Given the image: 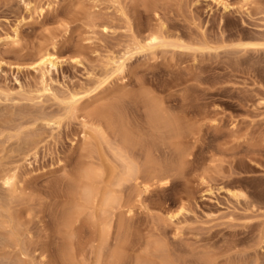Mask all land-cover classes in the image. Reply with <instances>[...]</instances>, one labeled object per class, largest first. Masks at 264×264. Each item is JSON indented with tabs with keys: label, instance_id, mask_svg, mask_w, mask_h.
Returning <instances> with one entry per match:
<instances>
[{
	"label": "rangeland",
	"instance_id": "rangeland-1",
	"mask_svg": "<svg viewBox=\"0 0 264 264\" xmlns=\"http://www.w3.org/2000/svg\"><path fill=\"white\" fill-rule=\"evenodd\" d=\"M220 4L0 0V156L16 171V210L36 264H264V0ZM157 31L168 46L125 54ZM43 48L58 57L44 77L31 60ZM119 58L125 72L96 86ZM82 91L78 112L65 114L61 101ZM147 97L160 102L166 130L148 124ZM119 104L126 116L119 127L116 118L107 125L91 115ZM29 108L63 113L57 125L34 123L33 149L17 151L4 118ZM97 125L114 145L129 135L144 167L140 184L124 187L105 244L89 215L66 229L77 168ZM155 171L161 180L148 178ZM70 245L73 262L65 256Z\"/></svg>",
	"mask_w": 264,
	"mask_h": 264
},
{
	"label": "bare ground",
	"instance_id": "bare-ground-1",
	"mask_svg": "<svg viewBox=\"0 0 264 264\" xmlns=\"http://www.w3.org/2000/svg\"><path fill=\"white\" fill-rule=\"evenodd\" d=\"M212 1L214 3H217V4L221 3V0H212ZM38 13L39 14L42 13V8H40L38 10ZM140 42L134 41L132 43L131 47H127L125 54L126 55L129 54V52L131 50L143 51V50H145V48L154 49L155 47H158V46L159 47L160 46L166 47L170 44L169 42H167L165 40V37H163V34H161L159 32L149 35L147 37L146 41L144 40L143 44ZM173 44H175V42ZM254 44H246L243 46L247 47V46L254 45ZM239 45H242V43ZM180 46H181V44H180ZM257 46L258 45H256V47ZM239 48H240V46H239ZM52 51L53 50H50V48L40 49V51H38L36 53V55L31 59L33 67H35L37 70H39L40 71L39 73L42 74L40 76H43L44 72L47 73L48 67H50V69L48 70V71H50L52 66H55L56 64H58V62H57L58 57L55 56V54L53 53L54 51L53 52ZM248 51H250V50H248ZM140 52H137V53H140ZM124 58L127 59V57H124ZM124 58L123 59H120V58L119 59H112L111 61H109L111 63V66H110L109 72H108L109 76L104 75L105 78L102 77L103 79H101V80L99 78V80L96 82L97 83L96 86L101 85L102 83L106 82L107 79L111 75H113V76L117 75L118 76V75L123 74L125 72V68H126L125 61H127ZM43 77H42V79H44ZM120 77H122V76H120ZM43 82H46V81L43 80ZM42 84H45V83H42ZM46 86H48V85L46 84ZM45 89L49 90V88H45ZM82 92L83 93H79V92L75 93V94H73L74 92L70 93L71 95L69 94L70 95V97L68 96L69 98H67V99L65 98L64 100L61 101V105L63 104L62 105L63 106V112L65 114L67 113L70 115L71 114L74 115L76 111L78 112V101L83 98L82 94H84V91H82ZM49 95H53V94L49 93ZM147 95H149V94H147ZM144 97H146V96L143 94V101H145ZM10 98H12V97H8V99H10ZM7 101H9V100H7ZM159 103H157L153 98L147 97L145 104L147 105V121L149 119L148 124L150 123L149 125L151 128L154 126L157 127L159 132H160L161 129H163V130L167 129V128L166 129H164V128L167 126L165 121H166V117H168V116L165 115V113L163 112V108L161 107V105ZM24 108H26V107H24ZM122 109H123V107L119 104V105H111L110 108L109 109L107 108L106 110H103V109L99 110V111L93 110L94 112L91 113V111H90V113L92 116L95 115L97 118L100 117L101 119L105 118V119L110 120V121L106 122L107 125H109L110 122L113 123L112 119L116 118L117 121L115 119H114V121L117 122L116 126H118L120 122H121V124L123 123V120L125 122L124 118L126 116L122 115V114H124ZM16 110L18 112L19 109H16ZM33 110H31L28 113H25L26 111L18 112V113L14 112V113L18 114V115L15 114V116L17 115L18 118L13 117L15 119L12 118V116H14L13 115L14 113L11 112L10 116L8 114V116L6 118H4V125L6 124L7 128L5 126L4 127H5V129H8L7 132H5V130H4V133H6V135H4V136H5L7 141L11 140L12 138L15 139V141L17 142V143L15 142L16 143L15 144L16 145L15 150H17V151L22 150V149H25V150L28 149V152H29L30 149H33L32 147L34 146L35 142H37L36 139H37V136H38L37 133L39 130V129L37 130L38 124H35L36 126H32L34 123H36L38 120H41V121H45L44 124H46V125L49 124L50 122H51L50 124L52 126H53V124L57 125L60 122V115L63 113L62 112L59 115H52L51 114V116H46L43 113L30 114ZM61 110H62V108H61ZM13 111H15V110L13 109ZM20 111H22V110H20ZM27 111H29V110H27ZM27 114H28V117H27ZM66 117H67V115H66ZM62 118H61V120H62ZM121 118H123V119L121 120ZM105 119H103V120L105 121ZM151 123L154 126H152ZM170 123H171V120H170ZM121 124H120V126H121ZM40 125H42V124H40ZM51 125H49V126H51ZM86 125H87V123L85 121L83 126H86ZM172 125H173V123H172ZM99 126L100 125H97V127L95 126L96 133H93L94 131H92L93 137L90 138L89 142H87L85 144L87 147H86V155H84V159L82 158L83 161L80 158L82 162L78 166L77 172H76V174L78 175V178L77 177L76 178L78 180L76 179L74 182V183L77 182V184H75V188L77 187V190H76L77 191V198H76V200L73 199V201L75 202V205L73 206L74 209H73V207L71 208L72 211L70 213H68L69 216L67 218V222L66 221L65 222H66V229H69L70 227H73L72 225L74 224V222L78 221L80 216H82V215L91 216L92 220L93 219L95 220V221L93 220L94 225H97V227H98L97 229L99 230V234H98L97 239H99V241L101 240V242L105 244V242L108 240V238L111 235V232L113 230V223H112L113 222L112 221L113 216H114L116 210L118 208H120V206H122V202L124 199V197H123L124 187H126V185L129 183L130 184L133 183L134 186L136 185L135 187H137V185L140 184L138 180L144 171L143 170L144 167H142V164L140 163L139 158L134 154L135 152H133V150H132L133 144H135V143L132 142L133 139L131 138L132 139L131 140L129 138V135L122 133V138H121L120 143L116 144L117 142H115L116 145H114L113 144L114 141H111V138H109V134L107 133V130L105 129V131H106L105 132L104 130H102L103 127L101 129ZM104 126H106V125H104ZM110 126H108V127H110ZM171 126L169 125V127H171ZM108 127H107V129H108ZM114 128H115V126H114ZM124 129H125V131L127 129V128H125V124L123 125V130ZM128 130H129L128 132L131 134V132H130L131 130L130 129H128ZM163 130H161V131H163ZM175 132L176 131L174 130V134H175ZM14 139H12V140H14ZM6 140H5V142H7ZM106 147L112 153L114 160H111L108 157V154L106 153V149H107ZM84 149H83V152H84ZM5 151L6 150H5V146H4L3 142H0V154L4 153ZM148 151L149 150L147 149V153H148ZM144 153H146V152H144ZM150 154H151V152H150ZM5 155H6V153H5ZM5 155L0 156V264H2L3 261L4 262L8 261L10 264H34V263L36 264V262L33 261L34 258H31L32 254L31 253H30L31 255L29 254V252H31V251L27 249V241L26 240L29 238L28 237L29 233L26 232V230H27L26 228H25L26 230L24 229L23 224L21 223L22 219H21L19 213L17 212L18 210H16L17 204H18L17 203L18 198L16 195L17 194L16 193V191H17L16 190L17 174H16V171L14 169L4 168L2 166L4 162H2L1 160H3L2 158ZM146 155H149V153ZM145 161H148V160L145 159ZM146 163L147 162H145V164H144L145 166H146ZM146 170L148 172V168H146ZM144 173H146V172H144ZM156 173L157 172L155 171V174L153 176L149 175L150 177H148V178H150V180H152V179H154V180L156 179L157 181L161 180L160 177L162 176L163 173L161 175L159 173H157V174ZM74 176H75V174H74ZM73 180H74V178H73ZM58 185H59V183H58ZM75 188L73 187L72 190L74 191ZM145 191H146V189H145ZM55 194H57V193H55ZM233 195H235V193H233ZM63 234H65V233H63ZM115 236H117V235L115 234ZM70 240H71V238H70ZM40 242H41V240H40ZM66 251L67 252H66L65 256L67 258H69L67 260L71 259L70 262H73L75 256H74V254H72V252H74V250L72 251V246L70 245L69 249L67 248ZM117 252L118 251L114 252L115 253V255L113 254L114 257L117 256L116 255ZM63 258H64V256H63ZM142 263L145 264V262H143V261H142ZM83 264H86V263H83ZM164 264H165V262H164Z\"/></svg>",
	"mask_w": 264,
	"mask_h": 264
}]
</instances>
